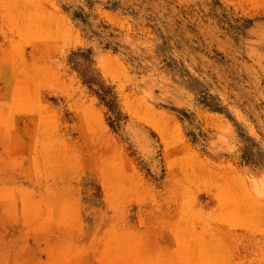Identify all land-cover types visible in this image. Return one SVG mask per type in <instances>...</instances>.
Instances as JSON below:
<instances>
[{
	"label": "rangeland",
	"instance_id": "obj_1",
	"mask_svg": "<svg viewBox=\"0 0 264 264\" xmlns=\"http://www.w3.org/2000/svg\"><path fill=\"white\" fill-rule=\"evenodd\" d=\"M0 264H264V0H0Z\"/></svg>",
	"mask_w": 264,
	"mask_h": 264
},
{
	"label": "bare ground",
	"instance_id": "obj_2",
	"mask_svg": "<svg viewBox=\"0 0 264 264\" xmlns=\"http://www.w3.org/2000/svg\"><path fill=\"white\" fill-rule=\"evenodd\" d=\"M157 129H158V128H157ZM155 130H156V129H155ZM158 133H160V135H161L162 132H159V131H158ZM138 134H140V133H138ZM131 136H132V135H131ZM142 137H143V136H142ZM161 138H162V136H161ZM130 139H131V138H130ZM143 140H144V139H143ZM144 141H145V140H144ZM147 143H149V142H147ZM136 144H137V143H136ZM140 144H141V143H140ZM142 144H143V143H142ZM134 145H135V143H134ZM142 147H143V146H142ZM142 147H141V149L144 148V147H143V148H142ZM147 147H148V146H147ZM137 149H139V148L137 147ZM144 149H146V147H145ZM139 150H140V149H139ZM148 150H149V149H148ZM140 151H143V150H140ZM149 151H150V150H149ZM149 151H148V152H149ZM151 151H152V150H151ZM148 152L146 151L147 154H148ZM141 153H142V152H141ZM141 153H139V154H141ZM152 153H153V152H152ZM152 153H151L150 156H152ZM142 154H143V153H142ZM147 154H145V155H147ZM143 155H144V154H143ZM143 155H141V156H143ZM143 157H144V156H143ZM145 157H146V156H145ZM148 157H149V156H148ZM144 160H145V158H144ZM147 160H148V159H147Z\"/></svg>",
	"mask_w": 264,
	"mask_h": 264
}]
</instances>
